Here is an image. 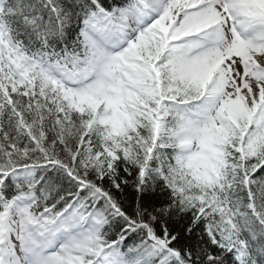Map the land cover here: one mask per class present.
Segmentation results:
<instances>
[{
	"label": "snow or ice",
	"instance_id": "1",
	"mask_svg": "<svg viewBox=\"0 0 264 264\" xmlns=\"http://www.w3.org/2000/svg\"><path fill=\"white\" fill-rule=\"evenodd\" d=\"M0 264H264V0H0Z\"/></svg>",
	"mask_w": 264,
	"mask_h": 264
}]
</instances>
